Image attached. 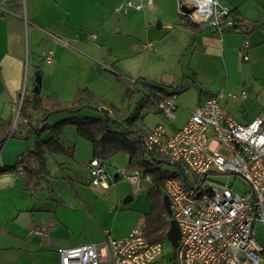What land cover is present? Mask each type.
Here are the masks:
<instances>
[{
  "label": "crops",
  "instance_id": "obj_1",
  "mask_svg": "<svg viewBox=\"0 0 264 264\" xmlns=\"http://www.w3.org/2000/svg\"><path fill=\"white\" fill-rule=\"evenodd\" d=\"M217 1L219 7L238 12L246 32L220 33L208 24L179 26L184 21L177 0H152L151 5L141 0H0V119L11 121L12 131L20 121L19 115L16 117L19 104L24 96L34 94V80L29 90L26 87L27 65L32 66L34 77L37 72L41 76L39 97L53 95L67 103L80 89L102 97L91 82L104 83L103 72L120 63L125 44L130 55L146 48L147 59L161 61L168 55L180 62L184 57L188 75L182 78L191 76L192 83L206 94L197 106L217 92L233 94L235 99L219 102L225 113L242 125L258 118L264 122V0ZM49 34L66 41L67 46L55 42ZM172 38L177 41L169 46L167 42ZM245 41L247 61L239 54ZM49 52L52 63H45L51 66L48 80L39 61H45ZM71 70L75 73L72 76ZM90 74L93 77L89 79ZM139 81L161 85L169 96L178 88L175 81L163 77L157 82L148 77ZM136 87L132 90L133 104L135 92L145 95L139 85ZM241 92L246 94L244 99L237 98ZM53 115L47 119L49 126L54 124L50 123ZM32 117L21 138H8L0 148V168L17 166L14 171L0 174V264H59L57 249L125 238L140 221L145 222V215L157 202L149 195L150 181L142 178L136 187L118 172L115 178L108 176L106 187L91 186L87 165L94 158L92 147L89 144V153L77 158L78 143L86 140L72 128L66 135L68 141L63 131L65 153L45 154L46 173L30 178L18 161L34 151L38 142L51 137L49 131L36 132L43 128L38 124L42 114L34 113ZM188 117L173 133L165 130L166 136L174 135ZM136 124L144 136L158 126L145 131ZM168 164L163 163L162 168L172 166ZM164 195L163 191L162 207ZM36 229L45 232L46 237L36 235ZM174 250L172 247L169 258L162 250L152 264H175Z\"/></svg>",
  "mask_w": 264,
  "mask_h": 264
},
{
  "label": "built area",
  "instance_id": "obj_2",
  "mask_svg": "<svg viewBox=\"0 0 264 264\" xmlns=\"http://www.w3.org/2000/svg\"><path fill=\"white\" fill-rule=\"evenodd\" d=\"M141 1L147 5L152 3V0ZM228 11L219 7L217 0H179V14L197 24L219 28ZM49 36L67 46L66 41ZM247 48L245 41L239 51L243 61L248 59ZM45 62L52 63L51 52ZM245 95L241 92L237 98L244 99ZM235 98L233 94L217 92L190 112L186 123L174 135L167 137L164 128L158 125L144 138L147 151L155 150L170 164L180 166L177 174L168 177L163 185L170 209V216L166 218L174 220L179 230L175 264H259L262 261L263 248L254 227L259 224L264 228V122L258 118L242 125L225 113L219 102ZM176 109L173 95L163 98L157 106L167 120L174 119ZM104 163L99 158L88 163L91 186L106 187L108 175ZM182 166L191 174V183L186 180ZM216 175L239 177L246 182L248 190L240 195L227 184L208 180L209 176ZM124 177L132 185L140 186L142 176L138 171ZM144 179L150 181L148 176ZM34 233L46 237L40 230ZM162 250L161 242L150 243L146 239L144 223L140 221L125 238L60 248L57 255L59 264L104 261L152 264Z\"/></svg>",
  "mask_w": 264,
  "mask_h": 264
},
{
  "label": "trees",
  "instance_id": "obj_3",
  "mask_svg": "<svg viewBox=\"0 0 264 264\" xmlns=\"http://www.w3.org/2000/svg\"><path fill=\"white\" fill-rule=\"evenodd\" d=\"M182 27L198 26L201 24L187 20L185 16L180 14ZM230 21V24H228ZM229 25V26H227ZM220 33L228 32H246L245 26L236 10H229L227 16L223 19L219 28ZM135 85L145 91V95L135 103V108L132 110L133 104L129 101L128 105L118 109L112 104L96 96L88 89L78 90L70 102L61 103L56 96L39 97L38 90L36 93H30L29 96H24L20 107L19 119L11 131L12 123L9 120L0 119V148L7 138L19 139L21 133L28 125L33 122V114H42V119L39 125L44 124L42 129H37L36 132L49 131L51 137L43 143H37L34 151L25 153L17 164L23 165L24 170L29 174L30 178L36 175L46 173L44 167V155L51 153H65L61 139L63 129L70 125L76 128V133L79 137L85 139L92 147L93 157L99 158L104 162L109 158L119 153H125L129 157L127 170H136L142 178L148 176L152 189L149 191L151 197H156L157 202L152 205L149 213L145 215L144 235L150 243L160 242L166 237L169 227V221L165 216L164 209L161 204L163 195V185L165 180L177 174L162 168L163 163H168L169 160L158 153L157 151H147L144 147V133L137 126V120L140 111L144 108L147 102L159 104L163 98L169 96L166 90L161 85H152L148 82H140L134 80ZM133 95V91H131ZM89 107L106 108L107 122L104 123L103 115L100 117H83L80 113L68 114L65 119L47 125V121L43 118L55 111L77 109H85ZM16 164L12 167L0 168V174L11 172L16 169Z\"/></svg>",
  "mask_w": 264,
  "mask_h": 264
},
{
  "label": "rangeland",
  "instance_id": "obj_4",
  "mask_svg": "<svg viewBox=\"0 0 264 264\" xmlns=\"http://www.w3.org/2000/svg\"><path fill=\"white\" fill-rule=\"evenodd\" d=\"M177 5L179 8V0H177ZM182 9L184 8L182 7ZM141 41L143 44L146 43V41L143 39H141ZM176 41V39L172 38L167 43L169 44V46H172ZM122 47L124 50V52L122 53H125V56H123V58L120 60V63L117 64L116 68L105 69L102 74V79L104 80V83H100L98 80H96L95 82L92 81L91 84L103 94V96L101 97L103 98V100L112 104L114 107L121 109L128 105L129 101L132 102L131 100H133L131 91L134 87L137 86H135L134 80H142V78L147 79L148 77V80L157 82L160 77H163L164 79H170L175 81V84L178 86V88L174 90L175 94H172L174 97H176V102L178 105L175 118L172 120H167L162 114L158 113V111L156 110L158 104L154 105L148 102L140 111L137 120V123L140 126H143L145 131L147 130V128L158 124L162 126L164 130L167 131V134L173 133L174 128L180 126L185 121V119H187L189 112L193 111L198 105L199 101L206 97L205 92H201L200 88L192 83L191 76H186L185 79L182 78L183 74L186 75L188 73L186 69L187 60L184 57H181L180 62H178L177 59H174L173 57L168 55L162 57L163 60L161 61L155 58L147 59L146 48H141V51L137 52L135 55H130L131 53L124 49L125 44H122ZM39 54H42V51ZM30 56L31 61L33 58L32 55ZM45 63L46 62L44 60L39 61L40 67L43 66L44 76H46V79H48L47 71L51 68V66L46 65ZM27 67H29V70L27 75L26 87L27 90H29L30 83L32 82V80H34L35 77L33 76L34 73L32 66L27 65ZM74 74L75 73L73 72V70H71L70 76ZM189 75L191 74L189 73ZM92 77L93 74H90L89 79ZM48 80H46L45 82H48ZM180 83L183 84L180 85ZM136 90H138V88ZM138 93L139 92L134 93V101L136 100V102H138L140 98L143 97L142 95L139 96ZM131 108L132 110L135 108V103L131 106ZM80 115L83 117L91 118L101 116L100 113L88 108L81 110ZM68 116L69 115L66 112L55 114L51 117L50 123H56L65 119ZM69 128H72L74 132L76 131V128L74 126L67 125L64 127V136L67 141L70 140L69 136H66L67 134H69ZM82 142H84L85 145L81 142L78 143L79 149L77 152V158L79 159L83 155L85 156L87 152L89 153V150L91 148L87 141ZM83 145L86 146V149L85 147L83 148ZM125 156L126 155L124 153H119L105 161L104 167L109 177H113L114 174L118 172H122L123 176L131 174V172L126 169L127 157ZM165 168L170 172H177V169L172 166H165ZM181 168L185 173L186 180L191 183L193 181L191 174L186 171V168L184 166H182ZM208 180L223 185L227 184L234 193L240 195L244 194L248 190V185L246 184V182L239 177L216 175L209 176ZM207 183L208 182H206V185ZM254 232L257 236L258 242L264 248V228L259 224H255ZM163 244V255L165 258H169L171 256L172 247L167 239L163 240ZM261 259L262 261L259 264H264V254H262Z\"/></svg>",
  "mask_w": 264,
  "mask_h": 264
},
{
  "label": "water",
  "instance_id": "obj_5",
  "mask_svg": "<svg viewBox=\"0 0 264 264\" xmlns=\"http://www.w3.org/2000/svg\"><path fill=\"white\" fill-rule=\"evenodd\" d=\"M40 84H41V76H40L39 72H37L35 74V78H34V88H33V92L34 93L37 92V88L40 86ZM89 109H91V110H93L95 112H97V111L100 112L103 115L104 123L106 124V122H107V114H106V111H105L104 108L89 107ZM81 110L82 109H77V110H74V111H69V110L55 111V112H52V113L46 115L43 118V121H47L48 117L50 115H53V114H57V113H61V112H66L67 114H75V113H80ZM42 125L44 126V124H42ZM168 165H172L177 170L180 169V166L177 165V164H168ZM114 178H115V176H114ZM182 181L184 182V184L186 186H188L186 184V182H185V177H183V176H182ZM163 208H164V211H165L166 215L170 216V209H169L168 199H167L166 195L163 196ZM166 237H167L169 243L171 244V246L173 248H176L177 244H178V240H179V230H178L177 224H176V222L174 220L169 221V227H168V231L166 233Z\"/></svg>",
  "mask_w": 264,
  "mask_h": 264
}]
</instances>
